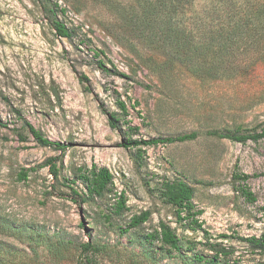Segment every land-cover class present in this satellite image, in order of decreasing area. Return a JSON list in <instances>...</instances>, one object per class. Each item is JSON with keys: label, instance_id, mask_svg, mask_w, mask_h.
<instances>
[{"label": "rangeland", "instance_id": "obj_1", "mask_svg": "<svg viewBox=\"0 0 264 264\" xmlns=\"http://www.w3.org/2000/svg\"><path fill=\"white\" fill-rule=\"evenodd\" d=\"M115 1L136 4L0 0V264H78L87 242L99 247L91 264H204L197 257H211L210 244L228 251L216 264H264V250L245 240L264 232V137L208 133L264 129V39L238 51L220 76L201 77L121 32ZM54 19L72 36L60 35ZM228 66L236 75L223 74ZM19 115L67 150L39 144ZM193 131L194 139L125 146ZM51 157L57 173L45 164ZM93 164L110 169L111 191L83 201L81 169ZM236 172L250 177L236 180ZM166 180L194 188L192 211L178 215L162 197ZM145 211L148 219L131 226ZM161 221L180 250L149 237Z\"/></svg>", "mask_w": 264, "mask_h": 264}, {"label": "trees", "instance_id": "obj_2", "mask_svg": "<svg viewBox=\"0 0 264 264\" xmlns=\"http://www.w3.org/2000/svg\"><path fill=\"white\" fill-rule=\"evenodd\" d=\"M109 2L111 3V0ZM112 4L119 17L121 32L128 34L129 38L135 37L143 41L152 49L164 53L172 61L185 65L194 75L201 77L220 76L222 65L231 63L238 51L249 46L257 48L260 40L264 39V0H136V4L127 7H122L121 2L118 1ZM53 24L60 35L72 36V30L61 20L54 19ZM99 64L104 70H110L102 60H99ZM236 72L237 67L228 66L223 74L234 76ZM82 78L87 79L86 76ZM119 106L121 110L127 111L123 100H119ZM19 117L39 144L53 146L64 152L67 150L66 143L48 138L29 120L21 115ZM109 119L113 128H119L120 117L116 112L109 113ZM3 124L0 119V125ZM208 133L239 142H246L249 139L257 141L264 137V129L253 133L214 129ZM198 134V131H193L178 136L129 139L125 142V146L172 143L194 139ZM56 159L57 157H51L45 162L55 173H57ZM81 171L80 177L86 183L83 201L96 196L103 197L111 191L113 174L108 167L93 164ZM26 177V172L20 173L21 179ZM249 177L247 173L234 174V179L244 182ZM241 190L246 199L255 200L254 193L247 184H242ZM160 192L167 202L176 206L178 215L185 210L192 211L195 190L186 181L166 180ZM117 204L118 211L121 212L126 206L124 195L120 196ZM149 214V211H145L133 217L131 226L140 225L148 219ZM149 237L160 239L162 244L169 246L170 249H181V239L164 221H161L160 229ZM245 240L255 248L264 250V232L261 236L245 237ZM80 247L82 257L85 259L79 260L78 264L93 263L95 261L93 254L99 250V247L89 242L82 243ZM210 247L214 251L211 257H197L198 260H203L204 264H216L221 255L228 254L226 248L219 245L210 244Z\"/></svg>", "mask_w": 264, "mask_h": 264}]
</instances>
